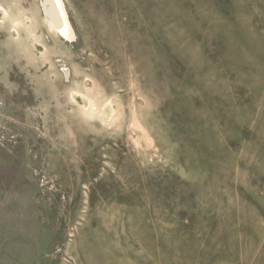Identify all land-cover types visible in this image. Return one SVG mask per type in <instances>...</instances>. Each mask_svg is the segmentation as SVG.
Segmentation results:
<instances>
[{
    "label": "rangeland",
    "instance_id": "obj_1",
    "mask_svg": "<svg viewBox=\"0 0 264 264\" xmlns=\"http://www.w3.org/2000/svg\"><path fill=\"white\" fill-rule=\"evenodd\" d=\"M0 0V264H264V0Z\"/></svg>",
    "mask_w": 264,
    "mask_h": 264
},
{
    "label": "bare ground",
    "instance_id": "obj_2",
    "mask_svg": "<svg viewBox=\"0 0 264 264\" xmlns=\"http://www.w3.org/2000/svg\"><path fill=\"white\" fill-rule=\"evenodd\" d=\"M42 14L48 27L65 42H72L75 38L68 9L64 0H40Z\"/></svg>",
    "mask_w": 264,
    "mask_h": 264
}]
</instances>
